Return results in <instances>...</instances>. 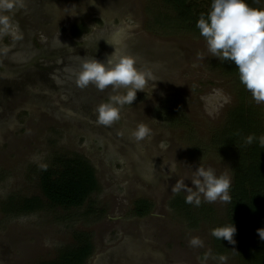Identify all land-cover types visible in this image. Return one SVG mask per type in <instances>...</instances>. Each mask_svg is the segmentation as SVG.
<instances>
[{"label": "rangeland", "instance_id": "1", "mask_svg": "<svg viewBox=\"0 0 264 264\" xmlns=\"http://www.w3.org/2000/svg\"><path fill=\"white\" fill-rule=\"evenodd\" d=\"M169 12L163 0H24L8 13L22 37L0 36V264L52 259L79 233H89L94 245L86 264H243L211 235L227 220L228 203L201 196L200 206L190 204L195 219L172 203L187 195H174L172 186L178 179L193 186L200 164L227 172L232 183L231 163L212 135L235 104L237 87L200 33L161 27L156 19ZM81 21L89 29L74 36ZM110 55L134 57L156 81L104 126L97 106L126 90L81 89L75 72L83 58ZM168 109L184 121L160 117ZM141 122L152 134L137 142L131 133ZM64 153L86 156L100 189L78 208L15 212L25 197L45 200L39 169ZM141 199L151 206L144 215L135 214ZM193 236L204 246H190Z\"/></svg>", "mask_w": 264, "mask_h": 264}, {"label": "trees", "instance_id": "2", "mask_svg": "<svg viewBox=\"0 0 264 264\" xmlns=\"http://www.w3.org/2000/svg\"><path fill=\"white\" fill-rule=\"evenodd\" d=\"M170 8L162 22L163 29L191 30L200 33L196 27L201 13L206 16L211 10L212 0H163ZM252 7H264V0H245ZM88 25L81 21L73 25L74 36H81L88 31ZM218 67L235 78L236 102L227 111L225 123L212 135L213 143L230 161L234 178L229 194L227 220L219 226L233 223L236 227L235 244L224 239L215 242L233 252L243 264H264V240L257 229L264 228V148L259 146L258 138L264 134V109L252 101L251 93L241 83L239 71L232 61H219ZM160 117L172 121L183 119L179 112L168 109ZM184 121V119H183ZM254 135L252 144L246 138ZM218 150V151H219ZM39 187L45 200L37 195L25 197L14 209L18 213H30L55 206L63 208L81 207L87 199L100 189L95 166L80 153H64L54 157L52 164L39 169ZM173 206L185 211L190 218L197 211L177 196ZM150 203L141 199L135 207V214L144 215L150 210ZM194 212V213H193ZM89 233H79L76 243L60 248L56 256L38 264H86L94 253V245Z\"/></svg>", "mask_w": 264, "mask_h": 264}, {"label": "clouds", "instance_id": "3", "mask_svg": "<svg viewBox=\"0 0 264 264\" xmlns=\"http://www.w3.org/2000/svg\"><path fill=\"white\" fill-rule=\"evenodd\" d=\"M23 7L24 0H0V36L10 34L15 39L22 37L18 25L13 23L12 16L8 13ZM196 27L206 40L211 56L218 57L221 62H234L239 71V79L251 93L253 100L257 104L264 103V7H252L245 0H212L211 10L207 16L200 14ZM58 37V42L62 43ZM198 55L204 59L202 54ZM75 76V83L81 89L91 84L99 91L109 87L114 91L126 90L123 94L110 96L106 102L97 106V122L104 126L117 122L123 106L132 105L135 101L137 91H144L149 82L156 81L150 70L137 68L135 58L130 55H110L106 61L95 57L83 58ZM151 134L152 130L143 122L131 133L137 142ZM254 139V135H249L246 143L252 144ZM258 141L259 146L264 148V134ZM191 182L193 186L190 187L185 184L184 179H178L171 188L172 193H187L185 202L197 207L201 205V196L208 203L218 200L231 203V177L227 172L217 175L211 167L205 168L200 164L194 171ZM257 232L261 240H264V228L257 229ZM235 233L233 223L211 230L212 236L231 244L236 243ZM189 245L203 247L204 242L193 236ZM219 259L226 262L227 257L221 255Z\"/></svg>", "mask_w": 264, "mask_h": 264}, {"label": "water", "instance_id": "4", "mask_svg": "<svg viewBox=\"0 0 264 264\" xmlns=\"http://www.w3.org/2000/svg\"><path fill=\"white\" fill-rule=\"evenodd\" d=\"M79 63V62H78Z\"/></svg>", "mask_w": 264, "mask_h": 264}]
</instances>
